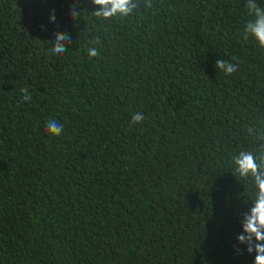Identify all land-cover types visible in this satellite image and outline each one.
Instances as JSON below:
<instances>
[{"label":"trees","instance_id":"16d2710c","mask_svg":"<svg viewBox=\"0 0 264 264\" xmlns=\"http://www.w3.org/2000/svg\"><path fill=\"white\" fill-rule=\"evenodd\" d=\"M0 264H264V0H0Z\"/></svg>","mask_w":264,"mask_h":264}]
</instances>
